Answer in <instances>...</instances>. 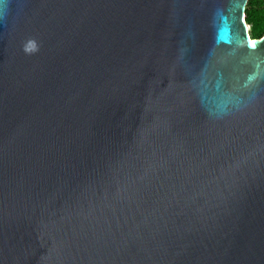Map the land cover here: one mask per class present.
Segmentation results:
<instances>
[{
  "label": "water",
  "instance_id": "obj_1",
  "mask_svg": "<svg viewBox=\"0 0 264 264\" xmlns=\"http://www.w3.org/2000/svg\"><path fill=\"white\" fill-rule=\"evenodd\" d=\"M247 1L0 0V264H264Z\"/></svg>",
  "mask_w": 264,
  "mask_h": 264
},
{
  "label": "trees",
  "instance_id": "obj_2",
  "mask_svg": "<svg viewBox=\"0 0 264 264\" xmlns=\"http://www.w3.org/2000/svg\"><path fill=\"white\" fill-rule=\"evenodd\" d=\"M245 21L253 37L264 34V0H248L245 6Z\"/></svg>",
  "mask_w": 264,
  "mask_h": 264
},
{
  "label": "snow or ice",
  "instance_id": "obj_3",
  "mask_svg": "<svg viewBox=\"0 0 264 264\" xmlns=\"http://www.w3.org/2000/svg\"><path fill=\"white\" fill-rule=\"evenodd\" d=\"M237 7H239V4H237ZM253 45L255 46V42H253Z\"/></svg>",
  "mask_w": 264,
  "mask_h": 264
},
{
  "label": "rangeland",
  "instance_id": "obj_4",
  "mask_svg": "<svg viewBox=\"0 0 264 264\" xmlns=\"http://www.w3.org/2000/svg\"><path fill=\"white\" fill-rule=\"evenodd\" d=\"M248 29H249V26H248Z\"/></svg>",
  "mask_w": 264,
  "mask_h": 264
}]
</instances>
